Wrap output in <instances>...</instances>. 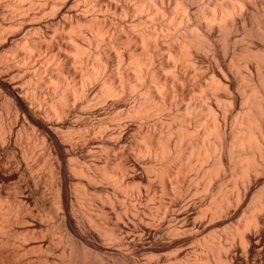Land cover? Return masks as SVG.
I'll use <instances>...</instances> for the list:
<instances>
[{"label": "bare ground", "instance_id": "1", "mask_svg": "<svg viewBox=\"0 0 264 264\" xmlns=\"http://www.w3.org/2000/svg\"><path fill=\"white\" fill-rule=\"evenodd\" d=\"M0 36V264H264V0H0Z\"/></svg>", "mask_w": 264, "mask_h": 264}, {"label": "rangeland", "instance_id": "2", "mask_svg": "<svg viewBox=\"0 0 264 264\" xmlns=\"http://www.w3.org/2000/svg\"><path fill=\"white\" fill-rule=\"evenodd\" d=\"M6 7V9H7V12H9L8 14H9V17L10 18H12L13 16H17V14H16V12L15 11H13L12 9V7H11V4H7V6H5ZM10 7V8H9ZM10 9L13 11H10ZM9 10V11H8ZM51 10V9H50ZM47 11V14H44V16H42L41 14H43L45 11H43L41 14H40V18H43V17H51V15H52V10L51 11H49V8L46 10ZM138 12H139V10H137ZM135 12V13H138V12ZM15 12V13H14ZM11 13V14H10ZM14 13V14H13ZM12 17H11V16ZM8 17V16H7ZM8 17V18H9ZM15 28V27H14ZM8 29H10V30H8ZM12 29V30H11ZM15 29H13V27L12 26H8V27H6V29L4 30V32H8V33H11L12 31H14ZM11 31V32H10ZM5 33V34H6ZM3 37V36H2ZM1 36H0V40L2 41L3 40V38H2ZM0 41V42H1ZM6 55H8V56H10V58L11 57H13V53L10 51V50H8V51H6ZM2 63V62H1ZM0 63V67L1 68H3V69H5L4 67L6 66V69H8V67H10L11 66V64H9L8 62H7V65H5V63H3V64H1ZM2 65H5V66H2ZM10 65V66H9ZM8 66V67H7ZM0 68V69H1ZM10 69V68H9ZM166 70H168V69H165V72H166ZM169 71V70H168ZM167 71V72H168ZM90 80V79H89ZM240 80V79H239ZM89 82H91L92 84L94 83V82H92V80H90ZM109 95V94H108ZM108 95H106L107 97H108ZM106 96H104V97H106ZM113 96H109L108 98L110 99H115V97L114 98H112ZM104 99V100H102V102H101V100H99L100 102H97V107H98V104H99V107H101V106H104L105 105V101L106 100H109V99ZM103 99V98H102ZM110 99V100H111ZM100 104H101V106H100ZM221 104H223V103H221ZM230 104V103H229ZM229 104H227L226 103V105H228L229 106ZM100 154H102L103 155V153L101 152V153H99V155ZM134 154V153H133ZM97 153H96V155L94 154V155H92V157H97ZM98 155V156H99ZM137 156V157H136ZM95 157V158H96ZM134 157L136 158V159H139V157H141L138 153H136L135 152V154H134ZM143 158V157H142ZM141 159V158H140ZM44 167H41L40 169H39V174H40V176L43 178L44 177V175H46L47 174V170L44 168ZM40 171H42V172H40ZM141 171L143 172V174H147L148 173V171H147V168H146V166L145 167H143L142 169H141ZM147 172V173H146ZM43 180V179H42ZM40 181V183H39V186H40V188L44 191V190H46V191H44V193H45V195L46 196H48V187L46 186H43V185H45L44 184V182L43 181ZM104 181V180H103ZM101 182V181H99V184L100 185H102V184H104V185H107L108 183H107V181L105 180L104 182ZM42 182V183H41ZM101 182V183H100ZM251 182H252V180H251ZM69 186V188L71 189L70 191L72 192V202L73 203H75L74 205H79V206H77L76 208L78 209H80L81 207H82V205L79 203V204H76L77 203V201H76V199L74 198L75 197V194H74V185H72V184H69L68 185ZM103 186V185H102ZM260 186V184H258V185H256V187H255V189H258V188H260L259 187ZM254 189V190H255ZM51 202L48 200V199H50V197L46 200V202L42 205L41 203H38L36 200H35V198L34 197H27V200H29V203H31L32 205H37L36 207L38 208V210L39 211H34V215L33 216H29V215H25V216H23V217H20L21 218V223H22V225H21V223H19V224H14L13 225V227H15V229H17V231L19 232L18 233V239H20V240H16L17 242H16V245H18V246H21V248L20 247H17V246H15V247H17V248H20V249H23L24 247H29V246H31L32 244H33V242L34 243H40L41 242V244L43 245V244H45L46 243V240H47V238H46V236L45 237H41V236H38L40 239H38V237H37V235H41V232H45V229L44 228H46L47 227V225L46 224H55L54 226H55V229H58V227L57 226H59L60 228V230L62 231V229H63V220H61L63 217V215L65 216V214H66V212H68V210L67 211H65V209L66 208H64L62 205H58L57 206V204H63V203H59L58 201H60V200H58L57 199V196H58V194L57 193H55L56 191L54 190V189H52L51 188ZM54 193H55V195H54ZM6 194H8V193H6ZM53 194V195H52ZM57 195V196H56ZM53 197H56V198H54L53 199ZM193 197V196H192ZM121 198V199H120ZM124 198H122L121 196L119 197V202H121V204L122 205H124L125 203H124V201H122ZM55 200H57V201H55ZM48 201H49V203H48ZM54 202V203H53ZM61 202V201H60ZM124 203V204H123ZM39 204V205H38ZM41 204V205H40ZM50 205L52 206V208H50ZM41 208H40V207ZM60 206H62V208L60 207ZM36 208V209H37ZM76 208H74L75 210H77ZM44 209H46V211L44 210ZM54 209V210H53ZM51 211V212H48V211ZM59 210V211H58ZM61 210V211H60ZM64 210V211H63ZM78 211V210H77ZM38 212V213H37ZM40 212H41V214H40ZM46 212V213H45ZM55 212L57 213V215L55 214ZM63 212V213H62ZM65 212V213H64ZM48 213V214H47ZM60 213V214H59ZM35 214H37L38 216H36ZM56 215V218L54 217V216ZM48 216V217H47ZM52 216V217H51ZM37 218V219H35V218ZM41 217H45V219L46 218H48V219H43V218H41ZM28 218V219H27ZM34 218V219H33ZM50 218H51V220H50ZM24 219V220H23ZM43 219V220H42ZM54 219V220H53ZM56 219H59V220H56ZM26 220H28V221H26ZM40 220H42V221H40ZM23 221H25V222H23ZM49 221V222H48ZM62 223V224H60V222ZM24 223H26V224H24ZM29 223V224H28ZM31 223V224H30ZM56 224H57V226H56ZM60 224V225H59ZM18 226V227H17ZM53 226V225H52ZM62 226V227H61ZM62 228V229H61ZM29 229H30V231H29ZM35 229V231H34V233L32 232L33 230ZM40 229V230H39ZM59 229H58V231H59ZM29 232H27V231ZM42 230V231H41ZM21 231V232H20ZM23 231V232H22ZM63 231H64V229H63ZM28 233V234H31V235H34L35 236V238H34V240L32 241L31 239L29 240L28 238H29V236L27 235V234H23V233ZM36 234V235H35ZM53 234V233H52ZM52 234H51V236H52ZM89 234V233H88ZM95 234V235H94ZM28 236V238H27V236ZM20 236V237H19ZM21 236H26V238L24 237H21ZM55 236V237H54ZM57 237H58V234H56V233H54L53 234V236L51 237L52 239H51V245L53 246V248H55V249H51V250H53L54 251V253H50V254H52V256L51 255H49L48 257H49V259H51L52 261L54 260L55 261V263L56 264H70L69 263V259H67V258H69L68 257V255H67V246H65V245H63L64 243L63 242H59L58 241V239H57ZM89 237L91 238V239H93V240H97V242H101L102 240H101V237L100 236H98L97 235V233H95V232H92V233H90L89 234ZM56 238V239H55ZM38 239V240H37ZM73 239V238H72ZM71 238H70V244H72L73 243V240H72ZM72 240V241H71ZM21 241V242H20ZM77 241V240H76ZM76 241H74V244H72V246H74V247H76V249L73 247V249L76 251V252H86L89 256H91L94 260H95V264H99L101 261H103V262H108V263H110V264H154V262H153V260H154V258H155V253L153 254V253H147V255L145 256V255H136V257L135 258H133V259H129V260H126L125 258H121V257H116L115 255H113V254H111V253H108V252H106V251H109L110 249H106V248H103V249H97V248H94V247H92L91 245L89 246L88 244H85L84 242V244L82 243V242H80L79 240L76 242ZM25 242V243H24ZM27 242V243H26ZM54 242V243H53ZM19 243V244H18ZM23 243V244H22ZM30 243V244H29ZM58 243V244H57ZM62 243V244H61ZM55 245V246H54ZM78 245V246H77ZM83 245H85V246H83ZM108 245V244H107ZM111 245V247H114V245L110 242L109 243V245L108 246H110ZM113 245V246H112ZM52 246H51V248H52ZM83 246V247H82ZM87 246V247H86ZM9 248L10 247H12L11 245L10 246H8ZM14 247V246H13ZM13 247L11 248V249H13ZM65 247H66V249H65ZM85 248V249H84ZM64 249H65V253H66V255H64ZM83 250V251H82ZM97 250V251H96ZM22 251V250H21ZM53 251H51V252H53ZM111 251V250H110ZM109 251V252H110ZM90 253V254H89ZM149 254V255H148ZM151 254V255H150ZM61 255V256H60ZM54 256V257H53ZM154 256V257H153ZM56 257V258H55ZM98 257H100V258H98ZM143 257V258H142ZM151 257H153V258H151ZM55 258V259H54ZM60 258V259H59ZM139 258V259H138ZM67 259V260H66ZM97 259H98V262H97ZM131 260H133V261H131ZM148 260V261H147ZM52 261H51V264H54V263H52ZM57 261V262H56ZM137 261V262H136ZM151 261L153 262V263H151ZM242 262H243V260H241ZM97 262V263H96ZM126 262V263H125ZM94 263V261L93 262H90V264H93ZM101 264V263H100ZM235 264H237V263H235Z\"/></svg>", "mask_w": 264, "mask_h": 264}]
</instances>
